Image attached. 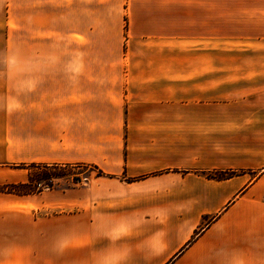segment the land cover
I'll return each mask as SVG.
<instances>
[{
	"label": "crops",
	"instance_id": "0c3cea01",
	"mask_svg": "<svg viewBox=\"0 0 264 264\" xmlns=\"http://www.w3.org/2000/svg\"><path fill=\"white\" fill-rule=\"evenodd\" d=\"M10 18L30 54L0 59V186L27 182L5 165L101 175L13 196L0 264H264V0H4Z\"/></svg>",
	"mask_w": 264,
	"mask_h": 264
},
{
	"label": "rangeland",
	"instance_id": "374dc122",
	"mask_svg": "<svg viewBox=\"0 0 264 264\" xmlns=\"http://www.w3.org/2000/svg\"><path fill=\"white\" fill-rule=\"evenodd\" d=\"M2 2V3H1ZM8 6L11 7L8 1H6ZM4 3V0H0V5ZM10 5V6H9ZM11 14V12H10ZM12 20L10 18L9 29H6V34L4 35L0 31V59H13V58H29V37L28 36H16L13 35ZM34 38V37H33ZM111 38V37H104ZM57 42H52L51 44H58L60 46V37L57 38ZM50 46L43 48V52L39 48L33 46V52L31 53L32 58H40L38 55L45 56L46 53L49 57L60 58V48L57 46ZM124 53V51H123ZM122 53V54H123ZM107 54V53H106ZM112 54V53H111ZM116 54V53H115ZM108 55V54H107ZM114 55L112 54V57ZM111 57V56H110ZM111 57V58H112ZM80 164H74L70 166H75ZM89 165H82V167H57V168H43V167H31L30 165H5L6 171H11L15 169V174L13 177L19 179L22 173L23 176L27 175V182L30 181V190L33 191L31 194H36L41 190L51 189V188H68L77 185L86 184L87 181L97 175V169H92L86 167ZM24 170V171H16ZM8 175H12L11 172H6ZM25 184V183H24ZM20 184L5 183L0 186V194L5 195L6 210L4 213L0 212V219L4 221V228L0 229L3 235L10 236L12 234V221L15 219L28 218V212L22 213V215H16V200L13 196H22L23 194H16L13 191H24L28 190L25 187H19ZM11 245V244H10ZM7 246V243H6Z\"/></svg>",
	"mask_w": 264,
	"mask_h": 264
},
{
	"label": "trees",
	"instance_id": "16d2710c",
	"mask_svg": "<svg viewBox=\"0 0 264 264\" xmlns=\"http://www.w3.org/2000/svg\"><path fill=\"white\" fill-rule=\"evenodd\" d=\"M31 167H43V168H57V167H82V165H75V166H70V165H35V164H32L30 165ZM86 167H89V168H92V169H96L95 167L93 166H86ZM234 173H229V172H212V173H208L206 174V177L207 178H210V179H215V180H221L223 178H229L233 175ZM101 175V172L100 171H97V175L96 176H100ZM30 181H28V183H25V184H20L19 187H22V188H26L28 190H24V191H13L14 193L16 194H20L22 193L23 195H28V194H31L33 191H31L29 188H30Z\"/></svg>",
	"mask_w": 264,
	"mask_h": 264
}]
</instances>
